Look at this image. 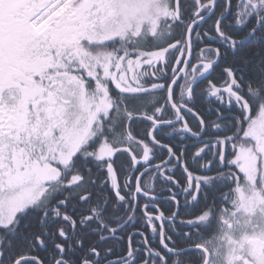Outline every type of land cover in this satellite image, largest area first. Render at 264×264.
Here are the masks:
<instances>
[{"label":"snow or ice","instance_id":"1","mask_svg":"<svg viewBox=\"0 0 264 264\" xmlns=\"http://www.w3.org/2000/svg\"><path fill=\"white\" fill-rule=\"evenodd\" d=\"M0 264H264V0H0Z\"/></svg>","mask_w":264,"mask_h":264},{"label":"flooded vegetation","instance_id":"2","mask_svg":"<svg viewBox=\"0 0 264 264\" xmlns=\"http://www.w3.org/2000/svg\"><path fill=\"white\" fill-rule=\"evenodd\" d=\"M211 25H212V22L209 21L207 25H201V27L207 29V28H210ZM209 43L210 44H213V45L217 44L216 41H209ZM217 75H218V73H217ZM204 87H206V84H202L201 85V88H204ZM210 107L211 106L207 104V98H205L204 99V102L199 105L200 111H202L205 115H208V109ZM214 118L215 117H213V119ZM189 120L192 123V125H195V123H196L195 120H192L191 117H189ZM133 131L134 132L136 131V127L133 128ZM140 133H141V135L143 134V128L142 127L140 128ZM191 211H192V209L191 208H188V209L185 210V214H189V213H191ZM153 243H155V241H153Z\"/></svg>","mask_w":264,"mask_h":264}]
</instances>
